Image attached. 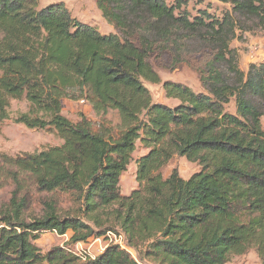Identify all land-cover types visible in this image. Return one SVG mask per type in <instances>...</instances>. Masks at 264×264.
Listing matches in <instances>:
<instances>
[{
	"label": "trees",
	"instance_id": "1",
	"mask_svg": "<svg viewBox=\"0 0 264 264\" xmlns=\"http://www.w3.org/2000/svg\"><path fill=\"white\" fill-rule=\"evenodd\" d=\"M221 1L233 14L191 20L185 0H96L118 31L103 34L63 2L0 0V116L12 99H26L29 111L17 122L63 139L34 153L0 152V189L15 185L0 209V264H226L252 248L264 264V63L245 72L231 47L241 19L264 26V0ZM180 33L206 54L192 64L205 91L165 81L177 103L155 102L145 85L161 82L151 58ZM67 99L88 101L97 124L64 116ZM111 111L117 127L107 121ZM138 141L148 151L137 159L138 187L125 195L121 177ZM175 156L201 169L165 177ZM32 191L44 211L27 221ZM59 194L74 196V211ZM46 231H71V243L124 234L138 259L115 243L95 258L63 246L43 252L36 241Z\"/></svg>",
	"mask_w": 264,
	"mask_h": 264
},
{
	"label": "rangeland",
	"instance_id": "2",
	"mask_svg": "<svg viewBox=\"0 0 264 264\" xmlns=\"http://www.w3.org/2000/svg\"><path fill=\"white\" fill-rule=\"evenodd\" d=\"M58 2H63L74 17L81 22L96 26L101 33L118 32L103 17L96 0H39V7L42 8L51 3ZM166 2L169 5L175 4V0H166ZM182 9L188 13L191 20L203 16L204 12L216 19H222L227 13L233 14L232 4L221 0H185ZM176 13L178 14L180 11L177 10ZM240 21L238 20L240 23H238L239 28L237 29L236 37L231 41V47L237 49L239 53V67L247 72L250 65L264 63V26L243 19ZM172 42H174V46H171L174 48L162 45L151 58L152 64L161 78V82L158 84L145 82V85L149 88L155 102L174 106L177 101L166 96L163 83L165 81H173L187 85L194 91L204 92L205 89L201 83L199 71L192 64L200 65L201 63L199 62L206 60V54L200 55L196 50V47H198L197 41L194 38L185 36V33L175 36ZM3 71L0 69V75ZM227 110L232 113L236 112L234 100L227 105ZM28 111L29 103L26 99H12L6 111L7 117L1 118L0 116V152L2 154L17 156L24 153H34L63 143V139L54 131L37 128L31 129L23 123L17 122L19 115ZM62 113L73 122L79 121L82 115L91 119L95 124H97V120L99 119L93 112L91 104L84 99L65 100ZM106 118L108 122L112 123V126L117 127L120 123V117L117 112H109ZM262 126L264 128V116L262 118ZM147 151L148 149L138 141L137 150L133 154V160L128 166V170L121 177L120 187L122 194L128 195L133 189L138 187L136 179L137 159ZM175 168L186 179L201 169L198 163L191 162L185 157L175 156L164 169V176H168ZM14 188L15 185L11 181L4 183L0 189V209L5 210L8 207ZM58 199L60 200L61 207L64 209L74 211L77 207L73 195L59 194ZM43 211L44 209L39 201L38 193L32 191L29 206L24 210L23 217L27 221H31L34 218L41 217ZM71 235V231L65 235H59L54 231H46L41 233L36 243L43 252H47L55 246L65 245L74 251L91 253L93 255L99 254L106 244L103 240H101V243L95 242L93 238L87 242L71 243ZM133 255L138 259L134 250ZM146 264L154 263L147 262ZM226 264H263V261L257 249L252 248L245 254L231 255Z\"/></svg>",
	"mask_w": 264,
	"mask_h": 264
},
{
	"label": "built area",
	"instance_id": "3",
	"mask_svg": "<svg viewBox=\"0 0 264 264\" xmlns=\"http://www.w3.org/2000/svg\"><path fill=\"white\" fill-rule=\"evenodd\" d=\"M101 240L106 242L104 248L102 249L103 251L107 247L108 244L115 243V244L120 245L121 248L133 253V249L127 244L124 234H117L115 232L109 231L104 238H101V237L93 238V241H95V242H100L101 243ZM77 243H81V242H77ZM63 247L68 249V250H70V251H72V252H74V253L79 254L80 256H82L84 258L87 257V256L92 257V258L96 257V255H93L91 253H80V252L74 251L72 248L67 247L65 245H63ZM102 250H101V252H102Z\"/></svg>",
	"mask_w": 264,
	"mask_h": 264
}]
</instances>
